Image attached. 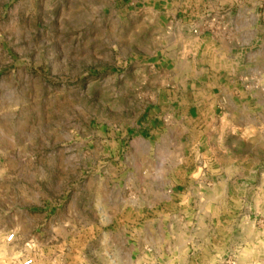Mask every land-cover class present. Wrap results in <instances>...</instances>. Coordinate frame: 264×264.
<instances>
[{
  "label": "rangeland",
  "instance_id": "374dc122",
  "mask_svg": "<svg viewBox=\"0 0 264 264\" xmlns=\"http://www.w3.org/2000/svg\"><path fill=\"white\" fill-rule=\"evenodd\" d=\"M176 2L191 34L122 0H0V264H264V0ZM219 55L201 139L167 91Z\"/></svg>",
  "mask_w": 264,
  "mask_h": 264
},
{
  "label": "crops",
  "instance_id": "0c3cea01",
  "mask_svg": "<svg viewBox=\"0 0 264 264\" xmlns=\"http://www.w3.org/2000/svg\"><path fill=\"white\" fill-rule=\"evenodd\" d=\"M122 3L128 10H138L146 18L153 19L158 26L179 21L182 32L191 34L189 26L180 20L183 9L176 0H122ZM227 57L221 58L219 55L214 61L205 58L196 68L195 74L191 67L186 66L181 76L182 89L173 93L167 91L169 111L177 113L180 120L187 123L200 122L201 139L212 127L211 121L225 110L226 98L230 95V80L235 71L232 57ZM155 66L160 74H165L177 71L179 62L172 56L158 57ZM168 87L178 86L170 83Z\"/></svg>",
  "mask_w": 264,
  "mask_h": 264
},
{
  "label": "built area",
  "instance_id": "2783aa9c",
  "mask_svg": "<svg viewBox=\"0 0 264 264\" xmlns=\"http://www.w3.org/2000/svg\"><path fill=\"white\" fill-rule=\"evenodd\" d=\"M13 238H14V236L13 235H10V237L8 238V241L9 242L12 241ZM30 263H31L30 261H27L25 264H30Z\"/></svg>",
  "mask_w": 264,
  "mask_h": 264
}]
</instances>
